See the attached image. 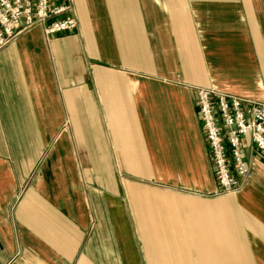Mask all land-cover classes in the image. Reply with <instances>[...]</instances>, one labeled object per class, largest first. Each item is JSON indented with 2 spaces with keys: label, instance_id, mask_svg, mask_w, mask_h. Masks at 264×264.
<instances>
[{
  "label": "crops",
  "instance_id": "1",
  "mask_svg": "<svg viewBox=\"0 0 264 264\" xmlns=\"http://www.w3.org/2000/svg\"><path fill=\"white\" fill-rule=\"evenodd\" d=\"M0 49V264H264V154L218 185L196 89L264 103V0H71Z\"/></svg>",
  "mask_w": 264,
  "mask_h": 264
},
{
  "label": "built area",
  "instance_id": "2",
  "mask_svg": "<svg viewBox=\"0 0 264 264\" xmlns=\"http://www.w3.org/2000/svg\"><path fill=\"white\" fill-rule=\"evenodd\" d=\"M70 10L71 0H0V49L38 25L48 37L74 31L75 18L62 17ZM195 99L217 183L222 193H233L238 180L232 166L239 176L248 172L244 138L264 154V103L208 88H197Z\"/></svg>",
  "mask_w": 264,
  "mask_h": 264
}]
</instances>
